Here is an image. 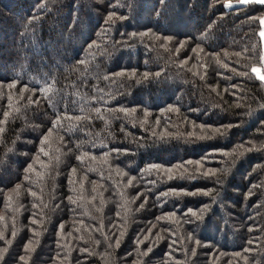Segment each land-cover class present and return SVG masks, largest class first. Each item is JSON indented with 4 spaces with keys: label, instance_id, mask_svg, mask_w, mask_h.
Masks as SVG:
<instances>
[{
    "label": "trees",
    "instance_id": "1",
    "mask_svg": "<svg viewBox=\"0 0 264 264\" xmlns=\"http://www.w3.org/2000/svg\"><path fill=\"white\" fill-rule=\"evenodd\" d=\"M227 2L0 0V264H264V4Z\"/></svg>",
    "mask_w": 264,
    "mask_h": 264
},
{
    "label": "snow or ice",
    "instance_id": "2",
    "mask_svg": "<svg viewBox=\"0 0 264 264\" xmlns=\"http://www.w3.org/2000/svg\"><path fill=\"white\" fill-rule=\"evenodd\" d=\"M163 2H164V0H163ZM249 4H264V0H238V2L236 4H233L231 2H227V3L224 4V8L225 9H232L234 7H237V6H241V5L246 6V5H249ZM108 19L111 21L112 20V16L109 15ZM260 25H261V30L259 31L258 35L261 37L262 41H264V18L260 19ZM157 39H159V37H157ZM261 59H262V61H264V57H262ZM251 71L253 73L257 74V76L260 79L264 80V75H261L260 70L258 68L253 67ZM147 75H148V73H145L146 77H147ZM157 75H159V74H157ZM12 86L14 87L15 85H12ZM153 167H156V166H153ZM29 168H31V165H29ZM73 171H75V170H73ZM167 171L171 172V169H169ZM205 174H207V173H205ZM168 178L169 179H173L174 177L169 175ZM129 184H131V181H129ZM33 195H35V193H33ZM165 195H167V194H165ZM69 200H72V198L69 197ZM192 214L195 215L194 212ZM33 223H35V221H33ZM121 235H123V233H121ZM118 243H119V241H117V244ZM249 243H251V241ZM149 251H151V249H149ZM246 251H247V249H246ZM237 255H239V253H237Z\"/></svg>",
    "mask_w": 264,
    "mask_h": 264
},
{
    "label": "rangeland",
    "instance_id": "3",
    "mask_svg": "<svg viewBox=\"0 0 264 264\" xmlns=\"http://www.w3.org/2000/svg\"><path fill=\"white\" fill-rule=\"evenodd\" d=\"M262 57H264V50H263V52H262ZM259 70H260V73H261V75H264V61H262V69L261 68H258Z\"/></svg>",
    "mask_w": 264,
    "mask_h": 264
},
{
    "label": "crops",
    "instance_id": "4",
    "mask_svg": "<svg viewBox=\"0 0 264 264\" xmlns=\"http://www.w3.org/2000/svg\"><path fill=\"white\" fill-rule=\"evenodd\" d=\"M262 44H263V50H264V41H262ZM261 69H262V68H261ZM262 72H263V71H262ZM262 72H261V73H262ZM263 81H264V80H263Z\"/></svg>",
    "mask_w": 264,
    "mask_h": 264
}]
</instances>
